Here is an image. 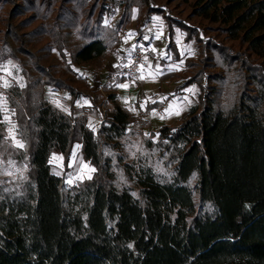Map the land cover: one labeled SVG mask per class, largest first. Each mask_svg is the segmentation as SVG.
I'll return each mask as SVG.
<instances>
[{
	"label": "trees",
	"instance_id": "trees-1",
	"mask_svg": "<svg viewBox=\"0 0 264 264\" xmlns=\"http://www.w3.org/2000/svg\"><path fill=\"white\" fill-rule=\"evenodd\" d=\"M177 1L238 49L201 38L149 0H122L113 26L103 23L107 0H0V63L15 62L24 81L7 95L23 147L5 138L0 108V158L25 167L0 179V264H264V0ZM133 7L138 33L142 12L161 14L169 40L173 26L195 40L202 67L192 72L197 60L186 59L177 87L196 84L197 103L124 162L131 117L114 89L105 88L112 116L96 132L43 90L66 91L71 106L90 91L71 63L98 64L114 52ZM66 33L81 43L71 63ZM74 142L94 171L64 192L49 161H66Z\"/></svg>",
	"mask_w": 264,
	"mask_h": 264
},
{
	"label": "rangeland",
	"instance_id": "rangeland-1",
	"mask_svg": "<svg viewBox=\"0 0 264 264\" xmlns=\"http://www.w3.org/2000/svg\"><path fill=\"white\" fill-rule=\"evenodd\" d=\"M121 3L122 0H107V13L103 20L105 25L113 26L118 21L123 10ZM149 4L163 9L167 15L176 20L184 21L196 27L201 38H211L214 41H218L228 46L231 52H235L238 49L237 45L226 40L222 33L218 32L216 34L211 28H208L209 24L206 22L199 21L195 17L189 18L190 9L187 4L177 0L171 3L168 0H149ZM137 16V8H131L130 18L124 23L119 33L120 44L118 48L114 52H109L98 64L97 62H90L82 63L80 66L73 65L71 57L79 49L81 43L72 34H65L66 48L64 51L68 54L67 62L71 63V68L78 76L86 77L91 87L97 89L94 92L96 114L94 116L85 115L86 126L93 132H96L103 117H111L112 114V106L106 102L105 88L110 90L117 89L116 84L121 88V90H118V101H121L122 107L130 113L131 117V122L127 126L126 134L119 150V153L124 157V162L136 161L137 157L145 152L146 139L150 138V141L155 143L158 137L157 131L161 126H176L189 109L197 103L199 90L196 84H190L179 89L177 87L185 80L183 73L186 59L197 60L198 64L190 68L192 72L202 67L198 59L199 50L195 40L186 42L184 40L185 34L181 29L173 26V32L169 40L168 30L162 15L142 12L140 19L144 26L138 33ZM170 43L173 45L172 47L168 46ZM138 45L145 47V54L140 62L138 75L130 77L125 73H121V68L128 63L129 58L133 55ZM173 48H175L177 53L174 52ZM53 55L58 57L56 51H53ZM110 59L116 65L115 77L123 79L122 82L112 83L113 81L110 80L113 76L109 77L110 73L107 74L105 67V64H109ZM141 76L144 78L141 79ZM23 83V78L15 62L6 60L0 63L1 122L5 138L14 146H17L18 142L22 143L17 137L14 109L9 105L7 95L11 92L20 91ZM120 85H127V87H120ZM47 87L50 86H44V99L45 97L54 98V101L71 118L76 119L81 116L74 117L70 108H68L69 105L67 104L70 103V96L66 91H56L51 87L48 90ZM98 89H103V92ZM87 92L89 93V91L83 90L79 98L83 103L89 104L87 98L81 97L83 95L89 97L86 95ZM45 100L47 101V99ZM70 107L72 106L70 105ZM177 112L179 114H176ZM150 133H153L154 136L150 137ZM154 150V154L158 155L160 149L154 148ZM104 153L110 154L107 150H104ZM162 161H164L163 158L160 159L158 164L160 165ZM49 163L51 172L63 179L64 192L68 191L71 186L88 179L89 176L91 177L93 173L91 169H94L93 166L83 159L79 142L73 143L66 161L61 155L52 154ZM24 169L25 167L21 164H16L11 160L4 161L0 158V179L12 180L14 177L21 176ZM120 179L121 175H118L117 181L119 182ZM136 192L135 195L137 196Z\"/></svg>",
	"mask_w": 264,
	"mask_h": 264
},
{
	"label": "crops",
	"instance_id": "crops-1",
	"mask_svg": "<svg viewBox=\"0 0 264 264\" xmlns=\"http://www.w3.org/2000/svg\"><path fill=\"white\" fill-rule=\"evenodd\" d=\"M114 61V60H113ZM105 67H106V70H107V74L108 73H110L109 75V77H111V76H116L115 74V71H116V65H114V63L112 62V60L110 59L109 60V64H105ZM113 79V77H111V79L110 80H112ZM116 79V80H115ZM108 80H109V78H108ZM89 81V80H88ZM115 81H117V82H115ZM123 81V80H122ZM122 81H120V79H117V78H114L113 79V82L112 83H119V82H122ZM89 84H90V82H89ZM90 86H91V84H90ZM115 86H117L116 88L117 89H114L115 90V93H116V96H117V99H118V90H121V88H119V85L118 84H116ZM48 88V90H50V87H47ZM103 88V87H102ZM119 88V89H118ZM97 89L96 88H91V90L89 91V93L87 92V94L86 95H88L89 97H86V96H81V97H85V98H87V100H88V102H89V104H87V103H83L81 100H80V98L79 99H77L75 102H74V104H73V106L72 107H70V103H68L67 105H69L68 106V108H70V111L73 113V116L75 117V116H80V115H86V116H94V114H96V105H94V92L96 91ZM100 92H101V90H102V92H103V89H98ZM49 92V91H48ZM53 94H55V92H53ZM45 99H47V101L50 103V104H52V105H54V106H56L57 108H59L60 110H62V108H61V106L59 105V104H57L55 101H54V98L53 99H49V98H46L45 97ZM121 100V99H120ZM119 103H120V105L122 106V103H121V101H118ZM109 104V103H108ZM84 106V107H83ZM63 111V110H62ZM64 112V111H63ZM111 116H112V114H111Z\"/></svg>",
	"mask_w": 264,
	"mask_h": 264
},
{
	"label": "built area",
	"instance_id": "built-area-1",
	"mask_svg": "<svg viewBox=\"0 0 264 264\" xmlns=\"http://www.w3.org/2000/svg\"><path fill=\"white\" fill-rule=\"evenodd\" d=\"M144 54L145 47L142 45H138L135 48L133 55L129 58L128 63L121 68V73H125L130 77H136L138 75L139 65L143 59Z\"/></svg>",
	"mask_w": 264,
	"mask_h": 264
},
{
	"label": "snow or ice",
	"instance_id": "snow-or-ice-1",
	"mask_svg": "<svg viewBox=\"0 0 264 264\" xmlns=\"http://www.w3.org/2000/svg\"><path fill=\"white\" fill-rule=\"evenodd\" d=\"M156 19H159V18H156ZM140 78L143 79L144 77L141 76ZM5 86H7V85H5ZM120 87H127V85H120ZM176 114H179V113L177 112ZM17 146H19V147H23V144H20V143L18 142V143H17ZM85 167H87V166L85 165ZM91 171H94V169H91ZM88 178L90 179L91 177L89 176ZM69 183H71V181H69Z\"/></svg>",
	"mask_w": 264,
	"mask_h": 264
}]
</instances>
